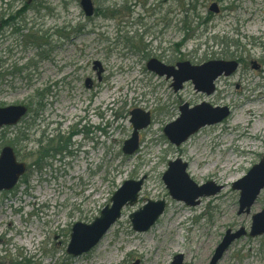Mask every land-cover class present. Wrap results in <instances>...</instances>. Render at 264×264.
I'll use <instances>...</instances> for the list:
<instances>
[{
    "label": "rangeland",
    "instance_id": "rangeland-1",
    "mask_svg": "<svg viewBox=\"0 0 264 264\" xmlns=\"http://www.w3.org/2000/svg\"><path fill=\"white\" fill-rule=\"evenodd\" d=\"M25 1L0 0V107H28L16 125L0 130V147L18 137L13 146L27 167L12 190L0 193V264H171L178 254L182 264H210L226 231L241 228L246 234L216 264H264V234L248 235L252 215L264 209V188L250 212L240 214L233 188L264 157V128L254 140L248 137L256 121L264 124V0H199L187 40L177 0H92V17L84 15L80 0ZM211 3L218 12L209 11ZM107 8L115 16H103ZM152 57L168 64L221 59L239 65L220 75L206 95L191 81L174 91L171 78L146 68ZM87 79L96 88L87 87ZM46 89L41 109L35 95ZM202 102L230 113L182 144L170 143L163 127L178 117L179 106ZM135 108L149 112L151 121L138 131L137 149L125 154ZM243 111L248 120L234 125ZM79 117L91 129L84 153L38 154L42 131L40 146L54 136L64 139ZM97 123L103 131L94 128ZM80 137L59 145L76 149ZM176 158L197 185L212 182L220 191L194 206L173 199L161 176ZM38 159L40 169L33 165ZM141 178L137 201L122 208L99 243L68 254L72 225L91 223L124 181ZM147 200H163L164 212L148 230L135 231L129 216Z\"/></svg>",
    "mask_w": 264,
    "mask_h": 264
},
{
    "label": "water",
    "instance_id": "water-1",
    "mask_svg": "<svg viewBox=\"0 0 264 264\" xmlns=\"http://www.w3.org/2000/svg\"><path fill=\"white\" fill-rule=\"evenodd\" d=\"M80 5L86 16L93 14L91 0H80ZM209 10L218 12L217 4L212 3ZM96 67L99 68L98 73H100L102 68L98 61L94 62V68ZM146 67L160 76L171 77V86L174 91L182 88L183 83L190 80L197 91L211 94L214 91L215 79L221 74L233 73L237 69L238 63L234 60H210L199 65H193L189 61H182L172 66L156 58H151L147 61ZM88 83L89 80L87 79L86 84ZM26 110L24 105L19 104L0 107V128L16 124L26 113ZM179 111V116L163 128L164 135L175 145H180L201 127L219 122L229 114L227 107H212L206 102L193 107L184 103L179 106ZM129 121L132 125V133L130 138L123 143L122 151L125 154H131L137 149L138 131L150 123V115L148 112L136 108L130 111ZM186 166L185 162L177 158L168 162V167L162 174V180L173 199L181 200L185 204L193 206L199 203L200 197L212 196L220 191L222 186L212 182L197 185L188 176ZM25 170L26 164L17 159L13 147L10 145L3 146L0 149V192L11 190ZM142 182L143 178L124 181L111 196V204L105 205L99 216L95 217L91 223H74L71 227L66 252L76 256L87 252L98 244L110 226L120 217L123 206L132 205L136 202ZM233 188L239 190L238 213H249L250 207L264 188V157L253 165L241 179L233 183ZM164 208L165 202L163 200H148L145 205L130 214L129 219L132 228L139 232L146 231L163 213ZM251 220L248 235L253 237L264 234V209L253 214ZM245 234L246 231L243 228L235 232L228 229L216 247L210 264H216L232 241ZM132 264H138V262L135 261ZM171 264H182V255H175Z\"/></svg>",
    "mask_w": 264,
    "mask_h": 264
},
{
    "label": "trees",
    "instance_id": "trees-1",
    "mask_svg": "<svg viewBox=\"0 0 264 264\" xmlns=\"http://www.w3.org/2000/svg\"><path fill=\"white\" fill-rule=\"evenodd\" d=\"M177 1L179 2V6L181 9L179 12L182 16L180 18V22L182 23V29L185 32L184 40H187L191 37V33H193V29L190 26V23L193 21V17L199 18L198 13H197V6L199 3V0H177ZM116 12L117 11H115V10L111 11L110 9L107 8V9H105V14L104 13H101V14H103V16H105V17L110 18V17L115 16ZM190 15L192 16V19L190 20V22H188V18ZM207 19H205V22H207ZM0 76H1V73H0ZM36 95L39 96V92ZM17 139H18V137H13V139L11 141L4 142L3 144H11L13 146L17 142ZM36 141L38 142V140H36ZM59 144H63L61 138H53L50 141L47 140V143L44 146H40L37 148V152H38V154H40V153L43 154V153H47L48 150L54 151L56 149L58 151H63V149H61L62 145H59ZM44 148H46V149L44 150ZM15 151H16V154L18 155L17 150H15ZM53 151H52V153H53ZM40 163H41L40 159H38V161H35L33 163V165H35L37 167V169H40Z\"/></svg>",
    "mask_w": 264,
    "mask_h": 264
},
{
    "label": "flooded vegetation",
    "instance_id": "flooded-vegetation-1",
    "mask_svg": "<svg viewBox=\"0 0 264 264\" xmlns=\"http://www.w3.org/2000/svg\"><path fill=\"white\" fill-rule=\"evenodd\" d=\"M88 87L96 88V85H94V83L92 81H89V86ZM43 98H44V95H42V94L40 95L39 94V96H38V108H41V109L44 108L43 107L44 105L42 104ZM97 114L100 115V117H101V114L100 113H97ZM83 120L84 119H82V118L79 117V120L77 121L76 124H74V125L72 124L71 126H69V130L67 132L66 137H64V139H62V142L63 143L67 142L69 144H72L71 139H72L73 136H77V135L81 136L80 139L77 142L76 149L75 148L74 149L72 148V149H68V150L65 149L64 150L65 152H67L68 156H73L77 152L84 153V151H85L83 149V147L85 145V141H88V139H89L88 138L89 127L87 125H82ZM95 129H97L100 132L103 131V129L101 128L100 125H97L95 127ZM45 136H46V134L42 131L40 133V135L38 136V138L36 139V140H38V142L36 141L37 142V145H38L37 147L40 146V144L42 143V141L45 139ZM56 136L58 137V135H56ZM53 138H51V139H53Z\"/></svg>",
    "mask_w": 264,
    "mask_h": 264
},
{
    "label": "bare ground",
    "instance_id": "bare-ground-1",
    "mask_svg": "<svg viewBox=\"0 0 264 264\" xmlns=\"http://www.w3.org/2000/svg\"><path fill=\"white\" fill-rule=\"evenodd\" d=\"M245 109H246L245 111H248L250 109L252 110V108H248L247 106H245ZM245 111L240 112L236 116L235 120L233 121L234 125L243 124L246 120H248V118L244 117ZM263 128H264V124L256 121L254 124V128L251 132L253 133V135H258L257 132ZM231 162H233V161H231ZM233 163H235V161ZM227 165H228V163L225 164L226 167H227Z\"/></svg>",
    "mask_w": 264,
    "mask_h": 264
}]
</instances>
